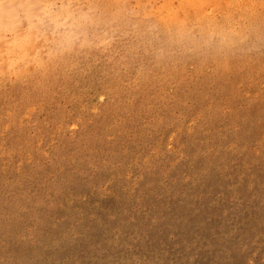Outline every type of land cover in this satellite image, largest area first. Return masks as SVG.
<instances>
[{"label": "rangeland", "instance_id": "obj_1", "mask_svg": "<svg viewBox=\"0 0 264 264\" xmlns=\"http://www.w3.org/2000/svg\"><path fill=\"white\" fill-rule=\"evenodd\" d=\"M0 10V264H264V0Z\"/></svg>", "mask_w": 264, "mask_h": 264}, {"label": "bare ground", "instance_id": "obj_2", "mask_svg": "<svg viewBox=\"0 0 264 264\" xmlns=\"http://www.w3.org/2000/svg\"><path fill=\"white\" fill-rule=\"evenodd\" d=\"M171 1H172V0H171ZM199 1H200V0H199ZM224 1H225V0H224ZM228 1H229V0H228ZM234 1H235V0H234ZM226 2H227V1H226ZM243 2H245V1H243ZM243 2H242V3H243ZM248 2H249V1H248ZM248 2H247V3H248ZM32 3H33V2H32ZM38 3H39V2H38ZM166 3L168 4L169 1H167ZM214 3H215V2H214ZM218 3H219V2H218ZM229 3H230V2H229ZM236 3H237V2H236ZM242 3H241V4H242ZM14 4H15V3H14ZM20 4H21V3H20ZM200 4H202V3H200ZM200 4H198V3H196V2H191V3H187V6H186V7H187V8H201V5H200ZM220 4H222V2L219 3V6H221ZM237 4H238V3H237ZM252 4H253V3H252ZM252 4H251V5H252ZM254 4H255V2H254ZM254 4H253V5H254ZM238 5H239V4H238ZM219 6H218V7H219ZM21 7H22V6H21ZM23 7H25V6H23ZM31 7H32V6H31ZM31 7H30V8H31ZM50 7H51V6H50ZM214 7H215V6H214ZM251 7H254V6H251ZM170 8H171V9H170ZM176 8H177V6H176ZM176 8H175V10H176ZM179 8H180V7H179ZM179 8H178V10H179ZM219 8H220V7H219ZM241 8H242V7H241ZM22 9H23V8H22ZM28 9H29V8H28ZM237 9H238V8H237ZM246 9H247V8H246ZM20 10H21V9H20ZM170 10L174 11V12H173L174 14H178V12L176 13L175 10H173V6H172V7H167V11H170ZM230 10H231V9H230ZM0 11H1V10H0ZM3 11H5V10H3ZM30 11H31V10H30ZM163 11H164V10H163ZM185 11H186V10H185ZM251 11H252V10L250 9V12H251ZM22 12H23V11H22ZM35 12H36V11H35ZM38 12H41V11L39 10V11H37V13H38ZM179 12H180V11H179ZM37 13H36V14H37ZM168 13H169V12H168ZM170 13H171V15L173 14L171 11H170ZM51 14H52V13H51ZM174 14H173L172 17H175ZM226 14H227V13H226ZM63 15H64V14H63ZM199 15H200V14H199ZM245 15H246V14H245ZM25 16H26V15H25ZM28 16H29V15H28ZM33 16H35V13H34ZM60 16H61V14H60ZM178 16H179V14H178ZM193 16H194V15H192V17H193ZM42 17H43V16H42ZM47 17H48V16H47ZM64 17H65V16H64ZM172 17H171V16L168 17L167 21H168L169 23H172V21L174 20V18H172ZM245 17H246V16H245ZM3 18H4V17H3ZM30 18H33V17H30ZM38 18H39V17H38ZM52 18H53V17H52ZM177 18H178V17H177ZM26 19H27V18H26ZM33 20H34V19H33ZM39 20H40V19H39ZM26 21H27V20H26ZM30 22H31V21H30ZM228 22H229V21H228ZM33 23H34V21H33ZM231 23H232V22H231ZM1 24H3V23H1ZM14 24H15V23H14ZM15 25H16V24H15ZM31 25H32V24H31ZM12 26H14V25H12ZM0 27H1V26H0ZM10 28H11V27H10ZM14 29H18V28H14ZM25 31H26V30H25ZM10 32H12V31H10ZM17 32H18V31H17ZM26 33H27V32H26ZM31 35H32V34H31ZM4 36H5V35H4ZM0 37H2V36H0ZM8 37H9V36H8ZM30 37H31V36H30ZM24 38H25V37H24ZM24 38H23V39H24ZM28 38H29V37H28ZM1 39H2V38H1ZM4 39L6 40L7 37L5 36ZM39 39H40V38H39ZM0 41H4V40L2 39V40H0ZM7 41H8V40H7ZM28 41H29V40H28ZM24 42H25V41H24ZM24 42H22V43H24ZM39 42H40V41H39ZM41 42H42V41H41ZM41 42H40V43H41ZM2 43H3V42H2ZM14 43H16V44H14V45L17 46V45L20 43V40H19V42H18L17 40H15ZM0 44H1V43H0ZM43 44H44V43H43ZM2 45H3V44H2ZM6 45H7V44H6ZM37 45H38V44H37ZM3 46H4V45H3ZM25 46H26V45H25ZM8 47H9V46H8ZM19 47H20V46H19ZM29 47H31V46H29ZM0 48H1V47H0ZM9 49H10V48H9ZM22 49H23V48H22ZM27 50H28V49H27ZM6 51H7V50H6ZM39 51H41V50H39ZM14 52H15V51H13V53H14ZM35 53H37V52H35ZM40 53H41V52H40ZM7 55H9V54H7ZM7 55H6V56H7ZM38 55H39V54H38ZM31 56H32V55H31ZM31 56H30V57H31ZM22 57H23V56H22ZM33 57H34V56H33ZM33 57H32V58H33ZM6 58L9 59L10 57H6ZM20 58H21V57H20ZM28 59H29V58H28ZM40 59H41V58H40ZM9 60H11V59H9ZM15 60H16V59H15ZM23 60H24V59H23ZM23 60H22V61H23ZM12 61H13V60H12ZM23 62H24V61H23ZM32 64H33V63H32ZM33 65H34V64H33Z\"/></svg>", "mask_w": 264, "mask_h": 264}]
</instances>
